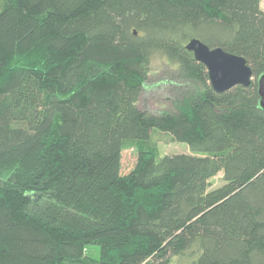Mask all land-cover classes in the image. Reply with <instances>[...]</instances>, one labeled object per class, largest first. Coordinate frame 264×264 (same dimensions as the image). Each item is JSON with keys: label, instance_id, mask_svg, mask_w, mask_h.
Returning <instances> with one entry per match:
<instances>
[{"label": "trees", "instance_id": "obj_1", "mask_svg": "<svg viewBox=\"0 0 264 264\" xmlns=\"http://www.w3.org/2000/svg\"><path fill=\"white\" fill-rule=\"evenodd\" d=\"M5 1L0 264H264L262 0ZM193 38L245 57L251 86L217 93ZM156 57L191 92L151 115ZM153 130L192 153L161 157Z\"/></svg>", "mask_w": 264, "mask_h": 264}, {"label": "rangeland", "instance_id": "obj_2", "mask_svg": "<svg viewBox=\"0 0 264 264\" xmlns=\"http://www.w3.org/2000/svg\"><path fill=\"white\" fill-rule=\"evenodd\" d=\"M6 1L0 0V12L3 10ZM261 7L264 10V0ZM191 92L187 84L183 83L180 74L170 66L166 60L156 57L151 65L150 79L138 103L142 112L159 115L164 112L175 111L174 100L183 97L184 93ZM151 144L156 146L160 156L175 154H191L189 147L184 143L175 142L168 133L153 130L150 138ZM138 158L136 148L130 146L123 152L122 171L129 173L135 166ZM224 184L223 173L221 172L211 180V190ZM86 254L92 258L99 259L101 248L98 245H89ZM183 260L174 258L172 264H183Z\"/></svg>", "mask_w": 264, "mask_h": 264}, {"label": "water", "instance_id": "obj_3", "mask_svg": "<svg viewBox=\"0 0 264 264\" xmlns=\"http://www.w3.org/2000/svg\"><path fill=\"white\" fill-rule=\"evenodd\" d=\"M185 48L206 66L211 86L217 93H225L237 86H251L253 70L245 57L227 52L221 47L211 48L197 38L191 39ZM258 92L260 106L264 110V74L258 77Z\"/></svg>", "mask_w": 264, "mask_h": 264}]
</instances>
